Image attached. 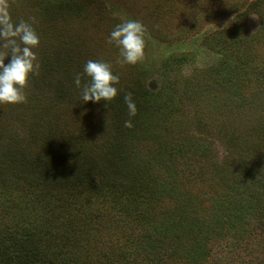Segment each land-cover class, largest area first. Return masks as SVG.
<instances>
[{
  "label": "rangeland",
  "instance_id": "1",
  "mask_svg": "<svg viewBox=\"0 0 264 264\" xmlns=\"http://www.w3.org/2000/svg\"><path fill=\"white\" fill-rule=\"evenodd\" d=\"M10 5L13 22L27 21L39 36L33 51L40 70L30 77L26 103L0 104V162L42 160L48 171L54 162L44 150L59 157L73 152L78 162L84 157L90 162L92 183L89 192L62 182L42 201L21 180L19 187H0V227L26 228L28 221L34 230L42 227L38 242L47 253L41 261L57 248V264H264V0H10ZM125 20L147 28L145 61L134 66L118 63V48L107 43ZM90 59L110 63L119 76L118 95L107 107L103 100L82 101L74 84ZM87 82L82 75L81 85ZM129 92L137 114L126 128ZM163 111L171 115L155 121L152 116ZM181 142L191 148L170 152ZM118 169L148 170L156 185L169 189L153 203L156 212L188 202L191 211L199 207L201 221L219 219L207 227L204 256L180 257L170 251L166 235L150 236L137 218L152 202L144 205L142 196L128 200L99 183ZM237 203L249 206L244 222L227 224ZM146 232L151 239L140 247ZM145 242L161 251L159 262L153 252L143 254Z\"/></svg>",
  "mask_w": 264,
  "mask_h": 264
},
{
  "label": "trees",
  "instance_id": "2",
  "mask_svg": "<svg viewBox=\"0 0 264 264\" xmlns=\"http://www.w3.org/2000/svg\"><path fill=\"white\" fill-rule=\"evenodd\" d=\"M237 101L238 96H236V102ZM145 104L147 109L151 108V111H153L154 107L151 106L152 104L146 102ZM170 113L171 111L168 113L163 111L152 117H154V120L155 118L156 120L160 118L162 121V119L171 115ZM190 148L188 144L181 142L172 147L173 150L170 152L175 151L178 154H182ZM168 151L164 149L166 157H168ZM44 153L50 158V161L54 162L52 166L47 168L48 171L43 168L45 164H42V160L34 161L29 159L20 162L17 166L16 162L12 165L13 161L8 164L0 162V187H4L5 189H9L12 186L19 187V181L21 180L26 186L33 187L36 195H38L37 197L40 196L36 201L40 199L41 201L45 200L47 196L44 197V195L48 194L51 189H57L62 182H67L75 187L81 186L85 191L90 192V184L92 183V178H90V165H88L90 162L87 161L85 157L82 158V161L78 162L73 152L62 153L61 157L54 153L51 154L50 152L48 155L45 150ZM66 154L68 155L65 158L64 156ZM52 157L57 159V161ZM170 163L171 168L176 166L171 160ZM172 176L173 174L171 177ZM149 177L148 170L137 169L132 172H130V170L129 172H125L123 169H118L114 171L110 170L109 173L107 172L100 177L99 183L113 188L118 195L126 194L128 200L133 196L134 199L138 196H142L138 200L143 202L144 205L151 201L152 206L142 208L143 211L139 213L137 221L141 222L143 227L149 228V232H151L150 236L155 235L159 237L166 235V237L170 238L172 241V243H170V251H179L180 257H182L184 253L188 255L190 252H198L197 256H204L200 253H206L204 244L207 242L206 240L209 234L207 227L214 226L219 219L215 218V220L213 219V222H211L206 218L204 221H201L200 216H196L200 214L199 207L191 211L188 207V202L178 207L173 206V209L169 207L167 209L159 207L157 209L158 212H156L153 203H157L156 200L165 196V191H169V189L165 188L162 184L156 185L158 182L154 181V178L152 180ZM163 183L167 184V182ZM42 184L46 185L48 188L43 187L42 189ZM93 184L95 183L93 182ZM44 188L48 190L45 192ZM38 189L40 191H38ZM236 201L238 200L236 199ZM147 209H149L150 212H147ZM248 210L249 206H246L245 203L244 205L237 203L236 207H230L227 213V224L238 221L244 222L242 220L244 219V214ZM195 211H197V213ZM50 215L53 214L51 213ZM52 221L54 222L53 218ZM26 223V228L20 227V229H18L16 225V228L9 225L8 228L5 226L0 227V264H57L58 260L61 258V252L57 250V248L53 255L41 261V258L46 255L47 251L41 248V243L38 241L39 237L45 233V230H43L42 227H38L34 230L32 227L33 222L28 221ZM219 229H221V227H219ZM150 236L147 232L143 233L142 240L138 242L140 247L143 241L151 239ZM173 243L176 245L172 246L171 244ZM144 244H147L146 246L143 245L141 248L144 255L149 257L150 253L153 252L156 255L154 256L156 261L161 259L159 254L161 251L155 250L153 244L147 242ZM161 244L165 248L167 247L165 244Z\"/></svg>",
  "mask_w": 264,
  "mask_h": 264
},
{
  "label": "clouds",
  "instance_id": "3",
  "mask_svg": "<svg viewBox=\"0 0 264 264\" xmlns=\"http://www.w3.org/2000/svg\"><path fill=\"white\" fill-rule=\"evenodd\" d=\"M10 0H0V104H21L27 102L25 89L30 77L39 75L40 63L33 51L39 46V36L32 24L20 20L14 23L10 14ZM33 22H34V18ZM146 26L138 20H125L111 31L107 43L119 50L123 65H136L145 61ZM10 56L6 65L5 58ZM88 82L81 85V76ZM119 76L113 74L112 65L102 60H88L83 73L75 76L74 84L81 89V100L108 106L118 95ZM124 103L130 119L124 122L126 128L133 127L131 117L137 114L132 93L124 95Z\"/></svg>",
  "mask_w": 264,
  "mask_h": 264
}]
</instances>
